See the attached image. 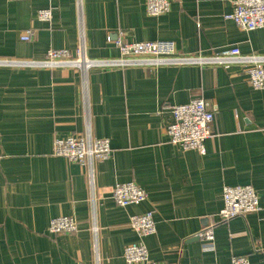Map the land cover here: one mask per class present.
<instances>
[{
    "label": "crops",
    "instance_id": "1",
    "mask_svg": "<svg viewBox=\"0 0 264 264\" xmlns=\"http://www.w3.org/2000/svg\"><path fill=\"white\" fill-rule=\"evenodd\" d=\"M161 16L146 0H0V264H128L124 248L142 242L150 258L172 264H264V90L250 66L165 64L21 66L50 49L118 58L115 39L172 41L176 54L217 57L237 46L264 55V28L242 30L226 15L231 0H171ZM53 12L49 21L38 12ZM31 40H22L26 30ZM203 97L215 111L206 152L169 140L172 108ZM90 132L112 155L93 166L53 153L57 138ZM93 181L90 180V175ZM138 183L140 204L121 206L118 183ZM251 185L256 213L219 220L225 186ZM152 211L156 233L140 236L134 215ZM74 216V233L50 234V221ZM214 226V250L197 238ZM144 264V263H135Z\"/></svg>",
    "mask_w": 264,
    "mask_h": 264
},
{
    "label": "built area",
    "instance_id": "2",
    "mask_svg": "<svg viewBox=\"0 0 264 264\" xmlns=\"http://www.w3.org/2000/svg\"><path fill=\"white\" fill-rule=\"evenodd\" d=\"M233 11L226 15L227 19L234 20L244 31L264 28V0H231ZM147 12L152 16H161L171 10V0H146ZM51 9H41L37 17L39 20H51ZM33 30H26L21 36L24 41L31 40ZM120 56L112 59L85 58L83 48H80L77 56L66 48L50 49L42 61L25 60L9 61V63L21 66H46L56 68L70 66L87 71L95 66H158L165 64H222L229 67L235 63H244L249 68V83L252 88L264 90V55L242 54L239 47L226 51L217 57H193L176 54L175 44L172 41H127L122 37L115 39ZM172 108L173 120L167 126L169 140L183 150H197L200 154L206 152L204 141L213 135V123L215 111L209 107L207 101L194 98L182 105H174ZM53 153L56 156L65 157L73 163L93 166L94 161H104L112 155L110 140L104 137L93 138L88 131L86 134L71 135L57 138L53 144ZM93 179L92 174L90 180ZM93 181V180H92ZM224 205L220 210L219 220L229 221L239 216L256 213L260 209L259 194L251 185L225 186L222 192ZM112 197L121 206L140 204L147 200L146 191L135 181L118 183ZM130 227L140 236L146 237L156 233L154 214L148 211L134 215L130 220ZM79 224L74 216L64 215L53 218L48 226V232L54 235L74 233ZM205 241V248L214 250L215 230L210 225L198 235ZM124 259L128 264H172L158 262L150 258L149 250L142 242H134L124 248ZM232 264H250L246 256H234Z\"/></svg>",
    "mask_w": 264,
    "mask_h": 264
},
{
    "label": "water",
    "instance_id": "3",
    "mask_svg": "<svg viewBox=\"0 0 264 264\" xmlns=\"http://www.w3.org/2000/svg\"><path fill=\"white\" fill-rule=\"evenodd\" d=\"M197 238H199L198 236H196Z\"/></svg>",
    "mask_w": 264,
    "mask_h": 264
}]
</instances>
